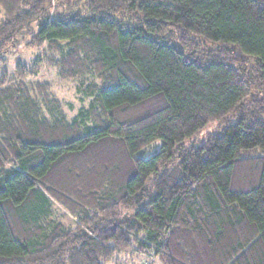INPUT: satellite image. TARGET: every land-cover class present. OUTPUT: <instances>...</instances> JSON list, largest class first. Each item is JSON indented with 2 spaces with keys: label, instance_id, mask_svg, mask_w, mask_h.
<instances>
[{
  "label": "trees",
  "instance_id": "trees-1",
  "mask_svg": "<svg viewBox=\"0 0 264 264\" xmlns=\"http://www.w3.org/2000/svg\"><path fill=\"white\" fill-rule=\"evenodd\" d=\"M143 255L264 264V0H0V264Z\"/></svg>",
  "mask_w": 264,
  "mask_h": 264
},
{
  "label": "rangeland",
  "instance_id": "rangeland-1",
  "mask_svg": "<svg viewBox=\"0 0 264 264\" xmlns=\"http://www.w3.org/2000/svg\"><path fill=\"white\" fill-rule=\"evenodd\" d=\"M54 10L55 9H51V13H53L54 12ZM19 52V50L18 51H16L15 53H13V55H15L16 53H18ZM26 53H25V57L24 58H26V60H29L30 58H32L33 56H34V51H33V49H27L26 51H25ZM22 54V52L20 53V55ZM19 54H16L15 56H18ZM66 97H70V96H66ZM217 127V124L216 123H213V124H209L207 127H205L203 130H201L197 135H195L194 137H192L190 140H188L186 143L188 144V143H190L191 141H193V140H195V141H197V142H200V141H202L203 139H204V136H205V134L206 133H208V132H212V131H214L215 130V128ZM196 143V142H195ZM159 143H156L152 148H151V150L149 151L150 153H153L154 151H157L158 150V148H159ZM63 222H64V224L65 225H70L73 221H74V219H72V218H66V219H63L62 220ZM140 258L141 259H139V260H142V259H152L153 261H152V263L151 264H160L158 261H157V258L155 257V256H152V255H143V256H140ZM134 263H136V262H134ZM133 263V264H134Z\"/></svg>",
  "mask_w": 264,
  "mask_h": 264
},
{
  "label": "built area",
  "instance_id": "built-area-1",
  "mask_svg": "<svg viewBox=\"0 0 264 264\" xmlns=\"http://www.w3.org/2000/svg\"><path fill=\"white\" fill-rule=\"evenodd\" d=\"M152 259H143V260H141V261H139V262H136L135 264H151L152 263Z\"/></svg>",
  "mask_w": 264,
  "mask_h": 264
}]
</instances>
